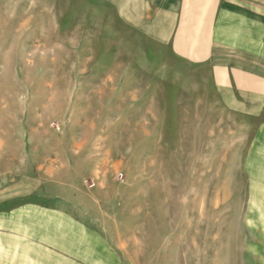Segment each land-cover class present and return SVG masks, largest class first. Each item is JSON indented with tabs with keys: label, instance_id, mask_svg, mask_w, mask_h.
I'll use <instances>...</instances> for the list:
<instances>
[{
	"label": "rangeland",
	"instance_id": "1",
	"mask_svg": "<svg viewBox=\"0 0 264 264\" xmlns=\"http://www.w3.org/2000/svg\"><path fill=\"white\" fill-rule=\"evenodd\" d=\"M158 4L0 0V205L30 184L84 264H264V63H189Z\"/></svg>",
	"mask_w": 264,
	"mask_h": 264
},
{
	"label": "crops",
	"instance_id": "2",
	"mask_svg": "<svg viewBox=\"0 0 264 264\" xmlns=\"http://www.w3.org/2000/svg\"><path fill=\"white\" fill-rule=\"evenodd\" d=\"M164 2V11L158 4L159 15L169 18L172 27L167 31L173 35L172 49L178 55L189 63L227 64L229 81L244 91L262 94L263 80L258 74L264 63V15L249 5L261 7L262 0ZM241 64L244 68L235 67ZM34 191L30 184L17 185L13 191L16 200L0 205V261L84 264L80 252L70 251L63 242L70 235L83 234L81 223L37 201Z\"/></svg>",
	"mask_w": 264,
	"mask_h": 264
}]
</instances>
